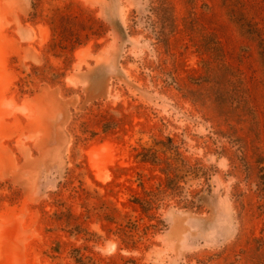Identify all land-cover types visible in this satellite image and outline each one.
<instances>
[{
  "label": "rangeland",
  "instance_id": "1",
  "mask_svg": "<svg viewBox=\"0 0 264 264\" xmlns=\"http://www.w3.org/2000/svg\"><path fill=\"white\" fill-rule=\"evenodd\" d=\"M164 1L0 0V264H264V0Z\"/></svg>",
  "mask_w": 264,
  "mask_h": 264
},
{
  "label": "trees",
  "instance_id": "2",
  "mask_svg": "<svg viewBox=\"0 0 264 264\" xmlns=\"http://www.w3.org/2000/svg\"><path fill=\"white\" fill-rule=\"evenodd\" d=\"M155 2V7L157 9H159V11H166L168 9V5L167 3L164 1V0H154ZM165 14V12H163ZM249 25V24H248ZM59 30V31H58ZM62 29H56V28H53V31L56 35V37H58L59 35H61L62 37V40L63 42H66V46H70V48L75 49L76 47H80L83 45V41L82 40H73V35H69L66 31H61ZM206 38V37H205ZM211 38L214 39L213 37H207L206 40H210L211 41ZM204 41V40H203ZM213 41V40H212ZM213 47V48H212ZM215 47V48H214ZM199 48L202 49V51L208 55V57L206 59L203 60V65H204V74H203V79H202V83L200 84V86H207V85H214L213 82H210L208 81L207 79L209 78V75H211L213 73V71L215 70V67L213 65V62L215 63H220V62H224V52H223V49H222V46L219 42H207V41H204L203 44H200ZM261 55H263V53L261 52L260 53ZM219 59H222V60H219ZM222 68V66H221ZM228 68V69H227ZM231 70V68L227 65H223V71L227 73H229V71ZM224 89V93H226V90L225 88ZM213 96H215L217 98V102L220 101V98H219V95L216 94V93H212L210 91H208L206 94L202 95L201 96V100H199L200 102H203L204 104H206L207 102H214V98H212ZM224 99L226 100V95L224 94ZM172 166H168L167 167V170H165V173L167 175V178L168 180L171 179V174H172ZM174 172V171H173ZM264 180V174H262L260 176V181L262 182ZM149 193V192H148ZM154 200V199H153ZM152 199L150 200H146L145 202L141 203L142 200H140L139 198H135V203L136 204H140L142 206L143 209H145L146 211L149 210L152 205L154 204V201H156V198L155 200L153 201ZM114 211H116V213L118 212L117 209H115ZM65 213H67L69 216L73 217V214H71V209H67L65 207V205H62L61 204V210H60V214L61 216L63 217H66L65 216ZM105 220L109 223H116L115 221V218H112V217H105ZM67 223H70L67 222ZM79 229H81L82 226H78ZM73 260L75 261L76 264H95L91 261H86V259L84 258V256H80L79 254L78 255H75L73 256Z\"/></svg>",
  "mask_w": 264,
  "mask_h": 264
},
{
  "label": "bare ground",
  "instance_id": "3",
  "mask_svg": "<svg viewBox=\"0 0 264 264\" xmlns=\"http://www.w3.org/2000/svg\"><path fill=\"white\" fill-rule=\"evenodd\" d=\"M101 170V169H100Z\"/></svg>",
  "mask_w": 264,
  "mask_h": 264
}]
</instances>
